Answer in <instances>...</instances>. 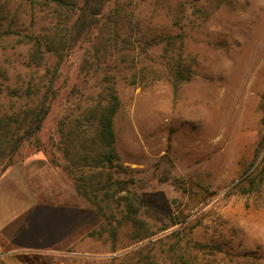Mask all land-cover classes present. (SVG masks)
Wrapping results in <instances>:
<instances>
[{
    "label": "rangeland",
    "instance_id": "374dc122",
    "mask_svg": "<svg viewBox=\"0 0 264 264\" xmlns=\"http://www.w3.org/2000/svg\"><path fill=\"white\" fill-rule=\"evenodd\" d=\"M104 13L119 22L84 31L58 66L51 53L35 65L33 42L64 33L65 14L0 0V133L54 95L12 166L38 201L92 210L90 230H107L40 263L264 264V0H110ZM109 85L118 165H87L80 146Z\"/></svg>",
    "mask_w": 264,
    "mask_h": 264
},
{
    "label": "trees",
    "instance_id": "16d2710c",
    "mask_svg": "<svg viewBox=\"0 0 264 264\" xmlns=\"http://www.w3.org/2000/svg\"><path fill=\"white\" fill-rule=\"evenodd\" d=\"M50 1L54 3L55 11L58 12L59 16L65 14L67 19L63 23L66 25V31L59 34L57 31V25L55 26L52 34L44 40L41 41L36 39L33 42L31 61L35 65H40L41 60L45 57V54L51 53L57 57L56 64L58 66L66 56L70 46L79 39L84 31H88L93 27L98 26L100 22H119L118 17H115L114 13H104L105 6L110 0H82L81 4H79L78 0ZM70 15H74V19L72 21H69V18L71 17ZM69 22L72 23L69 24ZM112 40H114L112 41L113 43L116 41L115 38H112ZM180 73L179 75L181 76ZM53 81L54 79L51 78V82ZM179 83V79L174 80L175 90L178 89ZM53 96H48L46 94L45 99L48 102L44 100L29 108L26 118L22 121L23 124L25 122V126L22 131H17L11 135L0 133V157L7 156V161L0 169V177L9 167L13 165L14 155L18 152L20 147L25 142L37 137V134L41 130L43 122L50 110V101ZM103 100L105 102L102 105L100 104L96 109L91 111V115L96 121L95 135L90 139L89 144H85L84 142L81 143L80 147L84 149V152L81 154V158L84 160V164L87 165L96 166L99 164H107L109 167H116L118 164L115 163L117 153L115 149L113 118L119 107L120 100L115 88L112 85L107 86ZM9 124V121L5 117H0V129H6ZM69 133L73 134L74 131H70L68 134ZM255 175H259V178L263 179L264 166L258 170ZM129 203L132 204L131 202ZM128 217L135 227H143L144 222L135 214L128 215ZM106 231L107 230L104 227L101 229H92L88 231V235L102 236ZM110 235L112 242L115 243L117 239L116 228L110 230ZM137 236L143 238V231H139ZM20 256L22 259L31 264H41L40 261L42 260V255L23 253L20 254Z\"/></svg>",
    "mask_w": 264,
    "mask_h": 264
},
{
    "label": "crops",
    "instance_id": "0c3cea01",
    "mask_svg": "<svg viewBox=\"0 0 264 264\" xmlns=\"http://www.w3.org/2000/svg\"><path fill=\"white\" fill-rule=\"evenodd\" d=\"M92 224V210L38 201L13 166L1 175L0 264H31L23 253L66 252Z\"/></svg>",
    "mask_w": 264,
    "mask_h": 264
}]
</instances>
